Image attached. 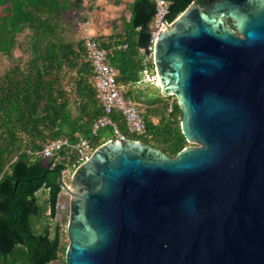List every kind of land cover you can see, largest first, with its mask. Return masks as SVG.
<instances>
[{"label":"water","instance_id":"water-1","mask_svg":"<svg viewBox=\"0 0 264 264\" xmlns=\"http://www.w3.org/2000/svg\"><path fill=\"white\" fill-rule=\"evenodd\" d=\"M153 64L196 147L168 158L115 139L68 186L56 171L65 264H264V0L190 4L158 34Z\"/></svg>","mask_w":264,"mask_h":264},{"label":"trees","instance_id":"trees-1","mask_svg":"<svg viewBox=\"0 0 264 264\" xmlns=\"http://www.w3.org/2000/svg\"><path fill=\"white\" fill-rule=\"evenodd\" d=\"M103 1L92 19L94 40L108 51L117 85H136L147 54L154 3ZM164 1L169 4L165 18L169 24L198 0ZM95 3L0 0V264H65L66 225L61 226L58 216L59 202L68 197L57 185L58 173L50 170L62 172L68 184L79 164L73 153L63 150L44 168L39 154L43 146L50 141L86 139L97 149L117 139L110 126L90 136L104 111L78 29ZM106 6L115 11L103 18ZM140 114L141 135L129 133L116 111L110 120L126 140L139 141L168 158L185 149L182 115L174 97L149 99Z\"/></svg>","mask_w":264,"mask_h":264},{"label":"built area","instance_id":"built-area-1","mask_svg":"<svg viewBox=\"0 0 264 264\" xmlns=\"http://www.w3.org/2000/svg\"><path fill=\"white\" fill-rule=\"evenodd\" d=\"M154 3L155 14L150 24L149 40L146 47V57L143 60L141 79L137 84H154L158 86V79L153 64V47L158 34L164 25H170L165 21L169 14V4L164 0H151ZM79 37L83 42L88 61L93 70V86L97 92V98L103 106V115L92 125L90 136L96 137L98 131L105 127H112L117 139L126 140L110 120L112 112L120 113L125 119L127 130L131 134L141 135L144 133V124L140 114V107L125 97L123 88L116 83V71L108 63V51L99 47L94 40L95 30L93 23L88 18L79 25ZM66 150L73 153L78 166L84 164L96 149H92L86 139L70 142L67 139L50 141L46 143L40 155L49 160L57 153ZM66 228V226H65Z\"/></svg>","mask_w":264,"mask_h":264},{"label":"rangeland","instance_id":"rangeland-1","mask_svg":"<svg viewBox=\"0 0 264 264\" xmlns=\"http://www.w3.org/2000/svg\"><path fill=\"white\" fill-rule=\"evenodd\" d=\"M104 5V1L103 0H96V3L94 5V9L92 11H88L87 12V16L88 18L93 19V15L96 12V7L99 8L101 6ZM115 9L110 8L108 6H106L102 12H101V16L104 17H110L112 15V13H114ZM93 23V21H92ZM94 26V25H93ZM95 30V28H94ZM7 65V62H6ZM141 79V76H140ZM125 94L128 92V98L132 101L135 102L140 109H144L145 105L147 103V101L149 99H153L157 96H161V90L158 86L154 85V84H136V85H130V86H126L123 88ZM170 102H172V100H170ZM196 147L195 144L192 143H187L185 148H194ZM72 174V173H71ZM71 176V175H70ZM64 181V180H63ZM69 182H70V178H69ZM67 186L69 185L66 184ZM64 193V192H63ZM67 195L64 193L63 197H66ZM68 197V196H67ZM59 211L60 214L58 216V220L61 223V226H65L67 224V220H68V213L67 215H65V212H68V200L63 199L59 202ZM66 230V228H65ZM66 233V232H65ZM67 240V238H66Z\"/></svg>","mask_w":264,"mask_h":264},{"label":"flooded vegetation","instance_id":"flooded-vegetation-1","mask_svg":"<svg viewBox=\"0 0 264 264\" xmlns=\"http://www.w3.org/2000/svg\"><path fill=\"white\" fill-rule=\"evenodd\" d=\"M222 22H223V25H224L225 28H228V29L234 31L233 26H231V25H232V22H230V20H228V19H223ZM46 164H48V161L43 160V165H46ZM50 171H51L52 173H54V174L57 173L55 168H51Z\"/></svg>","mask_w":264,"mask_h":264},{"label":"crops","instance_id":"crops-1","mask_svg":"<svg viewBox=\"0 0 264 264\" xmlns=\"http://www.w3.org/2000/svg\"><path fill=\"white\" fill-rule=\"evenodd\" d=\"M109 34V31L108 30H105L104 31V35H108Z\"/></svg>","mask_w":264,"mask_h":264}]
</instances>
